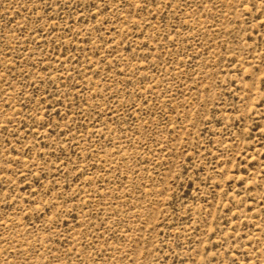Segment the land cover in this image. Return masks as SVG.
Instances as JSON below:
<instances>
[{
	"label": "rangeland",
	"instance_id": "374dc122",
	"mask_svg": "<svg viewBox=\"0 0 264 264\" xmlns=\"http://www.w3.org/2000/svg\"><path fill=\"white\" fill-rule=\"evenodd\" d=\"M0 264H264V0H0Z\"/></svg>",
	"mask_w": 264,
	"mask_h": 264
}]
</instances>
